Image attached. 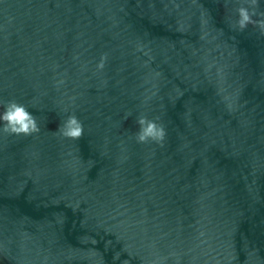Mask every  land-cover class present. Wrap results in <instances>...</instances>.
Wrapping results in <instances>:
<instances>
[{
  "label": "water",
  "instance_id": "water-1",
  "mask_svg": "<svg viewBox=\"0 0 264 264\" xmlns=\"http://www.w3.org/2000/svg\"><path fill=\"white\" fill-rule=\"evenodd\" d=\"M240 7L264 19V0H0V113L40 129L0 131V264H264V29Z\"/></svg>",
  "mask_w": 264,
  "mask_h": 264
},
{
  "label": "clouds",
  "instance_id": "clouds-1",
  "mask_svg": "<svg viewBox=\"0 0 264 264\" xmlns=\"http://www.w3.org/2000/svg\"><path fill=\"white\" fill-rule=\"evenodd\" d=\"M257 4L258 0H251V5ZM237 11L239 16L237 25L241 30L250 23H256L261 29H264V19L253 21L254 11L250 13L246 7H240ZM105 60L106 56L101 58V62L97 65L98 69H103ZM136 124L138 128L135 137L138 143H147L149 140L163 143L166 136L163 126L143 116L137 118ZM0 125H2L0 131L8 135L29 136L40 131L35 116L24 105L15 101H8L4 105V111L0 113ZM57 131L65 138L79 139L83 136L84 128L75 115H69L63 124L58 126Z\"/></svg>",
  "mask_w": 264,
  "mask_h": 264
}]
</instances>
